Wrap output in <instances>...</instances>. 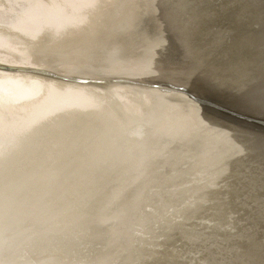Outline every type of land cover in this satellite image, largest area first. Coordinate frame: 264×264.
<instances>
[{
    "label": "bare ground",
    "instance_id": "obj_1",
    "mask_svg": "<svg viewBox=\"0 0 264 264\" xmlns=\"http://www.w3.org/2000/svg\"><path fill=\"white\" fill-rule=\"evenodd\" d=\"M203 97L264 119V0H0V264H264V133Z\"/></svg>",
    "mask_w": 264,
    "mask_h": 264
},
{
    "label": "water",
    "instance_id": "obj_2",
    "mask_svg": "<svg viewBox=\"0 0 264 264\" xmlns=\"http://www.w3.org/2000/svg\"><path fill=\"white\" fill-rule=\"evenodd\" d=\"M204 99H206L208 102L211 101L209 103H212V104H210V105L207 104V105H209L208 107L210 109H215V110H218L219 112H221L222 115L217 113V116L231 118V119H237L238 120L237 122L243 124L245 129L264 133V122H262V121H264V119L254 117V116H251V115L246 114V113H241V112L234 110L233 108L229 107L230 111L231 110L233 111V113H231L229 110L222 108L221 105L219 106V103L215 102V100L212 97H205ZM235 112H237V113H235ZM247 122H249V123H247ZM251 123L256 124V126H252Z\"/></svg>",
    "mask_w": 264,
    "mask_h": 264
},
{
    "label": "rangeland",
    "instance_id": "obj_3",
    "mask_svg": "<svg viewBox=\"0 0 264 264\" xmlns=\"http://www.w3.org/2000/svg\"><path fill=\"white\" fill-rule=\"evenodd\" d=\"M89 225H90V226H89L88 229H92L90 232H92V236H94L97 245H99V247L102 248V246L99 244V243H100V239H96V237H98V233H97L96 228H95L94 226H92V224H89ZM100 252H101V250H100ZM101 253H102V252H101ZM102 255H103V256L105 255L104 252L102 253Z\"/></svg>",
    "mask_w": 264,
    "mask_h": 264
}]
</instances>
